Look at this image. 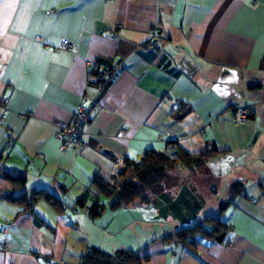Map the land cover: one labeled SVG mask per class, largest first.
<instances>
[{
	"label": "crops",
	"instance_id": "obj_1",
	"mask_svg": "<svg viewBox=\"0 0 264 264\" xmlns=\"http://www.w3.org/2000/svg\"><path fill=\"white\" fill-rule=\"evenodd\" d=\"M62 39L74 50H56ZM100 58L116 69L104 88L88 76ZM84 94L95 108L83 145L62 148L53 121H70ZM170 143L212 155L178 166L147 203L110 209L92 187L117 177L116 154L139 160ZM39 188L64 211L0 199V264H80L91 247L138 250L140 264H263L264 0H0V191ZM212 217L228 225L221 241L165 238Z\"/></svg>",
	"mask_w": 264,
	"mask_h": 264
},
{
	"label": "trees",
	"instance_id": "obj_2",
	"mask_svg": "<svg viewBox=\"0 0 264 264\" xmlns=\"http://www.w3.org/2000/svg\"><path fill=\"white\" fill-rule=\"evenodd\" d=\"M95 63L102 65L104 69L108 68L107 70L114 75L116 69L105 59L100 58ZM92 74H97V70L94 67L89 69V76ZM110 81L102 84L100 88H104ZM184 114L183 112L175 115V118L181 119ZM211 155L212 153L192 155L178 148L171 153H168L166 149L164 151L149 149L142 154L139 160L124 159V169L113 180H107L100 175H95L92 180V187L99 195L108 199V207L110 209H117L134 203H147L150 198L149 192L156 189L167 178L169 171L176 169L180 165L190 169L200 168L206 163L208 156ZM4 175L7 179L17 182L23 188L25 187V177L11 176L7 172H4ZM241 190L242 186L238 183H233L229 187L231 195L239 193ZM38 198L44 199L60 214L65 209L61 198L46 189H25L17 196L12 195L10 192L0 191V199H6L26 210H29ZM85 201L86 196L84 194L72 204V208L84 206ZM103 209L104 206L102 204H91L88 208V214L90 217H95L101 214ZM209 220L213 222L210 228L204 227L202 223H195L191 226L177 229L165 238L180 243H192L196 241V236L199 235L221 241L225 236L228 225L218 218L212 217ZM144 259H147V257ZM140 262L138 250L118 249L113 252H106L102 249L91 247L83 255L80 264H140Z\"/></svg>",
	"mask_w": 264,
	"mask_h": 264
},
{
	"label": "built area",
	"instance_id": "obj_3",
	"mask_svg": "<svg viewBox=\"0 0 264 264\" xmlns=\"http://www.w3.org/2000/svg\"><path fill=\"white\" fill-rule=\"evenodd\" d=\"M112 1V0H107ZM59 49L74 50V44L68 39H62L55 47ZM97 70V74L88 75L90 80L96 87H101L102 84L110 81L113 77L112 72L104 69L102 65L94 63L92 66ZM95 108V101L89 94H84L76 106L73 114V118L70 121L64 122L60 120H54L53 135L59 141L62 148L70 147L77 150L83 145V129L85 125L90 121L93 109ZM23 116V115H20ZM250 111L246 106H236L234 109V118L238 123H244L248 120ZM178 148L176 143H171L167 146L166 151L168 153L173 152ZM116 168L118 172H121L124 167V159L121 155L116 154L114 157ZM8 245L4 242L0 243V249L6 250ZM264 264V262H263Z\"/></svg>",
	"mask_w": 264,
	"mask_h": 264
},
{
	"label": "rangeland",
	"instance_id": "obj_4",
	"mask_svg": "<svg viewBox=\"0 0 264 264\" xmlns=\"http://www.w3.org/2000/svg\"><path fill=\"white\" fill-rule=\"evenodd\" d=\"M177 173H180V170H174V171L171 170V171H169L166 180H164L159 186H157V189L158 188L161 189L163 186H166V185H169L170 183H173L174 180L177 178V176H176ZM186 173H188V172L185 170V172L183 173L185 177H181V178L188 177L186 175ZM195 174H196V177H197L198 176V173H195Z\"/></svg>",
	"mask_w": 264,
	"mask_h": 264
}]
</instances>
